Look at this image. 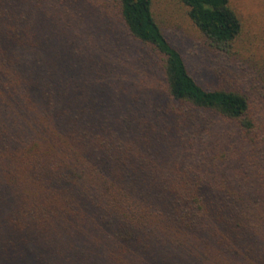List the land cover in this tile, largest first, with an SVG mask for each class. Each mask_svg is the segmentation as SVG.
Instances as JSON below:
<instances>
[{"label":"trees","instance_id":"1","mask_svg":"<svg viewBox=\"0 0 264 264\" xmlns=\"http://www.w3.org/2000/svg\"><path fill=\"white\" fill-rule=\"evenodd\" d=\"M24 1L26 7L34 3ZM179 1L219 49L233 47L243 30L234 0ZM93 10L83 15L92 23ZM117 10L128 36L156 58L164 87L153 82L159 98L148 93L142 100L135 77L142 87L150 84L136 72L148 73L150 63L134 53L129 62L124 52L119 56L120 47L102 33L97 18L102 46L76 31L66 37L62 56L31 54L40 44L29 21L0 25L4 85L26 90L34 111L28 121L34 136L14 148L16 169L5 170V182L19 196L31 190L22 208L50 227L71 216L81 222L76 206L85 199L123 245L147 252L195 248L191 257H204L202 248H210L264 264V85L254 89L260 81L253 75L244 85L205 87L157 22L152 0H118ZM104 39L111 43L107 54ZM5 69L12 71L13 85ZM253 78L258 82L251 84ZM246 89L259 92L262 106ZM217 119L252 149L238 155L223 150L232 142ZM1 227L15 233L32 228L7 214H0Z\"/></svg>","mask_w":264,"mask_h":264},{"label":"rangeland","instance_id":"2","mask_svg":"<svg viewBox=\"0 0 264 264\" xmlns=\"http://www.w3.org/2000/svg\"><path fill=\"white\" fill-rule=\"evenodd\" d=\"M33 2L31 6L26 7L24 0H0V25L14 20L20 24L29 21L34 30H37L38 36L33 40L40 44L37 46L40 51L31 52L32 55L55 53L58 56L65 55L67 36L70 37L72 32L76 31L83 33L95 46H102L101 31L97 25V20H101L104 25L102 33L108 36L112 44L120 47L119 56H123L124 52L129 62L134 53L141 55L144 63L145 59L150 63L151 67L145 64L148 73L136 72L139 77L148 79L150 84V87H142L135 77V89L142 90V100L148 93H154L151 95L153 98L160 97V91L155 86L156 91L153 89L154 82L164 91L156 58L148 47L128 36L117 10L118 0H33ZM234 2L242 16L243 30L229 51L219 49L195 26L188 15L187 6L179 0H152V9L165 34L182 52L189 70L205 87L228 86L230 83L244 85L245 82L242 81L244 78L255 75L254 78L259 79L260 85L254 89L260 91L264 85V0ZM91 8L94 9L93 23L89 16H83ZM104 41L103 48L107 54L111 43L106 39ZM95 46L88 45L93 54ZM231 53L234 54L233 57ZM98 55L105 57L103 49L99 48ZM108 56L113 60V56ZM119 68L122 71V67ZM4 73L9 75L10 83L13 85L12 71L5 69ZM254 78L251 84L258 82ZM128 86L129 90L133 88L131 82ZM247 91L256 98L257 105L262 106L263 103L257 98L259 92ZM26 94H28L26 90L18 91L14 86H5L4 76L0 71V214L26 219L32 226L29 230L16 233L11 228L1 227L0 264H38L43 261L51 264H254L249 259L242 260L241 256L232 254L231 251L215 254L214 251L211 253L210 248H202L204 257H191L187 254L191 251L197 252L195 248H168L147 252L144 249L123 245L109 228L98 220L95 209L90 208L85 199L77 202L76 206L82 215L81 222L76 220V216H71L50 227L41 221L40 215L28 216L27 209L22 207L26 205L24 201H27L32 191L26 189L23 195L19 196L20 191L12 189L4 180L6 169L12 171L16 169L10 157L14 148L23 146L34 136V128L28 122L33 117V103L26 105L28 99ZM210 116L217 118L214 115ZM216 121L223 132L226 130L229 132L232 142L231 146L223 150L233 149L232 153L236 152L235 155H238L252 149V144L238 142V138L240 139L238 133L227 121L218 119ZM256 157H258L256 165H259L261 156L258 154ZM69 198L71 197H63L60 201Z\"/></svg>","mask_w":264,"mask_h":264}]
</instances>
